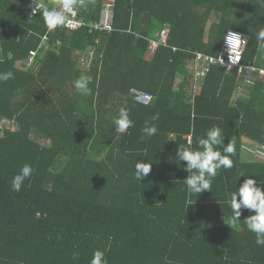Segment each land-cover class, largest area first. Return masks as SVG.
<instances>
[{"label":"trees","instance_id":"16d2710c","mask_svg":"<svg viewBox=\"0 0 264 264\" xmlns=\"http://www.w3.org/2000/svg\"><path fill=\"white\" fill-rule=\"evenodd\" d=\"M40 1L33 14L32 0H0V72L14 73L0 82V264H90L98 249L108 264H264L244 223L255 213L244 210L233 226L229 205L245 177L264 184V158L244 149L247 139L264 150L261 0H115L110 32L90 28L105 0H74L73 16L88 25L77 30L50 29L43 12L54 5ZM228 31L249 38L251 70L197 59L219 55ZM90 48L88 68L80 58ZM81 75L92 78L87 96L73 86ZM133 89L151 102L138 103ZM121 107L135 124L125 133L114 125ZM154 116L158 131L144 137ZM213 126L234 143L233 167L190 194L176 149L195 148ZM137 161L152 164L142 182ZM24 164L34 173L13 191Z\"/></svg>","mask_w":264,"mask_h":264},{"label":"clouds","instance_id":"9594fccd","mask_svg":"<svg viewBox=\"0 0 264 264\" xmlns=\"http://www.w3.org/2000/svg\"><path fill=\"white\" fill-rule=\"evenodd\" d=\"M261 6H264V0H261ZM37 7L38 5L36 4L34 9ZM61 8L63 11L44 10L43 16L50 29L71 23L65 13L75 15L74 0H61ZM248 39L247 36L233 31H228L224 35L223 40L229 53L228 59L231 64L236 63L240 59V52L238 50L243 45H247ZM256 39L264 42V29L256 33ZM213 62L221 65L224 64L222 56L214 58ZM13 78L14 73L11 71L0 72V82ZM91 83L92 78L90 76L81 75L73 82V86L80 95L87 96L91 93V88L89 87ZM157 119L158 116H154L152 117V124H149L147 121L145 122L143 128L144 137L150 138L157 133L158 129L154 123ZM114 125L118 133H125L129 128L135 126L134 121L130 118L127 107L120 108L118 116L114 119ZM224 138L225 136L221 129L218 126H213L206 132L204 138L198 140L195 148L183 145L177 147L176 157L181 162H186L184 170L188 173V176L183 183L190 194H201L202 192L210 191L213 180L218 172L221 169H231L233 167L232 155L235 153L234 143L229 141L225 145L223 143ZM151 170V163L137 161L135 164V179L142 182ZM33 173V167L30 164H24L19 173L11 181L12 190L16 192L21 191L25 180L30 179ZM241 177H244L243 174H241ZM249 177H245L239 187L230 193L231 222L233 226L237 225L244 210L254 212L255 214L248 216L244 220V223L247 229L255 234L256 244L264 246V184L255 178ZM90 264H108L105 251L96 250L93 253Z\"/></svg>","mask_w":264,"mask_h":264},{"label":"built area","instance_id":"2783aa9c","mask_svg":"<svg viewBox=\"0 0 264 264\" xmlns=\"http://www.w3.org/2000/svg\"><path fill=\"white\" fill-rule=\"evenodd\" d=\"M36 4L38 5V7L36 9H34ZM114 4H115V0H106L105 1V8L101 13V19H100L99 23L90 25V28H94L95 30L101 29V30H105V31H109V32L112 31L113 30V19H114V10H113ZM42 6L43 5H42V2L40 0H32V4L30 7H32V9H34V12L36 13V11L39 10ZM55 11H63V9L61 8V4L57 7V9H55ZM34 12H33V14H34ZM65 15L67 16V19L69 21H71V23L64 24L67 29L77 30L83 26H85V27L88 26L85 21H83L81 19L80 20L77 19V17H74L71 13H65ZM233 32H237V31H233ZM238 33H240V32H238ZM159 36H160V42L161 43L167 42L168 36H169V29L163 30ZM245 47H246V45H243L238 50L240 52V59L234 64H231L229 62V59H228L229 53L227 51V48H226L224 41H223L222 52L216 56V57L222 56V58L224 60V64L221 65L219 63L213 62L214 58H216V57L205 56L201 53H197L196 57L199 60L208 61V63H210L211 65H218V66L226 69L228 72H237V71L241 72L243 70H251L252 69L251 67L243 66V53H244ZM156 49H157V44H152L150 46V49H149V55L152 56ZM95 53H96V49L90 48L87 51L86 55L81 58V62L83 63L84 66H86L88 68H89V66H91V63H92L93 58L95 56ZM34 55H35V53L33 52L30 60H33ZM30 62H32V61H30ZM259 79L264 80V69H260ZM131 92L134 96V99L138 103L147 105L152 100V95H150L149 93L142 92V91L135 90V89H133Z\"/></svg>","mask_w":264,"mask_h":264},{"label":"crops","instance_id":"0c3cea01","mask_svg":"<svg viewBox=\"0 0 264 264\" xmlns=\"http://www.w3.org/2000/svg\"><path fill=\"white\" fill-rule=\"evenodd\" d=\"M48 1H50L51 2V4H53L54 5V10L55 9H57V7L59 6V4L61 3V2H55L54 0H48ZM106 1V0H105ZM218 14H215V15H213L212 17V20L207 24V30H206V41L208 40V38H209V34H210V28H211V26H212V23L215 21V20H213V19H216L217 20V18H218ZM220 54V53H219ZM149 57H151V55H149ZM214 57H216V56H214ZM199 76L198 77H202L203 79L205 78V75L204 74H198ZM199 82H203V80H199ZM254 83H255V80H254ZM254 85V84H253ZM252 85V86H253ZM197 88H199V86H197ZM261 96L262 95H258V96H256V98H261ZM241 99H244V100H248L249 99V92L247 93V92H244V96H243V98H241ZM260 105H261V103H259L258 101H257V105H256V109H260ZM258 144H255V142L254 143H252V142H250L249 140H245L244 141V149H245V152L250 156V155H253V157H254V154H255V152L257 151V149H258ZM260 148V147H259ZM262 156L264 155V154H262V153H260ZM264 158V157H263ZM258 160L260 161L261 159H259V156H258Z\"/></svg>","mask_w":264,"mask_h":264},{"label":"rangeland","instance_id":"374dc122","mask_svg":"<svg viewBox=\"0 0 264 264\" xmlns=\"http://www.w3.org/2000/svg\"><path fill=\"white\" fill-rule=\"evenodd\" d=\"M213 20H216V19H213ZM262 62H263L262 60H259L258 65L261 66ZM260 153L264 154V150L258 147L257 151L254 154V158L258 159V156H259V159H263L264 155L262 156Z\"/></svg>","mask_w":264,"mask_h":264}]
</instances>
